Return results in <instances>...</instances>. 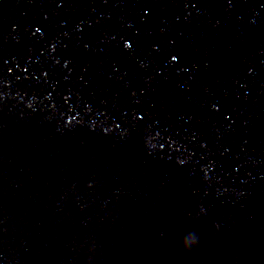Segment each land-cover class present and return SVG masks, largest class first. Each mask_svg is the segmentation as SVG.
<instances>
[{
	"label": "water",
	"instance_id": "1",
	"mask_svg": "<svg viewBox=\"0 0 264 264\" xmlns=\"http://www.w3.org/2000/svg\"><path fill=\"white\" fill-rule=\"evenodd\" d=\"M0 264H264V0H0Z\"/></svg>",
	"mask_w": 264,
	"mask_h": 264
}]
</instances>
